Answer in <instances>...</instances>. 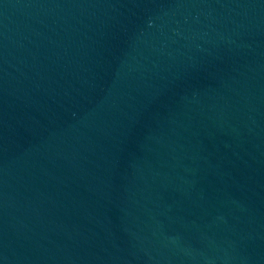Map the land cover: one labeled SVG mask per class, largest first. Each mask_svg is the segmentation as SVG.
I'll use <instances>...</instances> for the list:
<instances>
[{"label": "water", "instance_id": "obj_1", "mask_svg": "<svg viewBox=\"0 0 264 264\" xmlns=\"http://www.w3.org/2000/svg\"><path fill=\"white\" fill-rule=\"evenodd\" d=\"M0 264H264V0H0Z\"/></svg>", "mask_w": 264, "mask_h": 264}]
</instances>
